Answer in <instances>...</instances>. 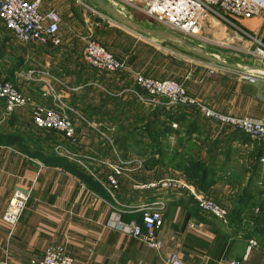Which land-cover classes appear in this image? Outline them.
<instances>
[{
    "label": "crops",
    "instance_id": "1",
    "mask_svg": "<svg viewBox=\"0 0 264 264\" xmlns=\"http://www.w3.org/2000/svg\"><path fill=\"white\" fill-rule=\"evenodd\" d=\"M56 2L66 3L70 7L81 2L88 3L81 0H42V11L56 9L63 16ZM239 22L258 35L264 27V14ZM257 23L259 25L253 27ZM0 27L5 29V35L0 34V49L8 57L22 56L9 70V80L36 102L47 105H51L54 100L52 88L58 91L81 133V143L71 145L58 132L39 131L32 124L31 112L26 110H30L28 106L17 110L14 122H11L12 115L4 117L5 106L0 101V264H26L32 258L42 256L49 244H64L67 253L74 258V264H167L172 254L188 264H264V243H260L258 237L250 236V228H241L230 222V219L225 224L201 211L188 190L142 187V184L158 182L166 177L187 179L185 171L180 168L157 164L147 170L144 168L146 158H142V168L135 169L133 164L130 165L131 171L126 170L117 176L120 186L115 190L114 199L106 187L113 170L100 160L118 163L119 159L134 160L138 155L128 153L123 157L120 153L122 150H118L111 139L114 127H110V135L105 132L107 128L101 130L110 136L109 139L99 130H91L92 133L84 131L81 124L102 121L103 126H106L107 117L101 118L100 113L91 117L72 105L74 94L84 95L86 86L92 92L96 86L105 88L95 81L89 82V85L78 81L73 70H78L76 65L81 59L72 58L71 51L65 48L67 45L52 49L47 45L20 44L1 19ZM71 40L64 38L63 44ZM38 65L52 74L51 85L44 84L40 78L28 76V71ZM216 71L235 72L225 67ZM235 79L234 86L232 84V87L223 90L224 97L216 104L207 102L209 106L224 113L264 119V100L258 96L256 84L240 81L237 77ZM259 84L264 87V80L261 79ZM251 85L255 86V90L242 89V86ZM93 96V99H87L88 102L98 104V95ZM256 110L261 114H254ZM192 118L200 120L203 135L194 133L184 148L187 151L192 149L193 154H199L208 164H212L216 175L207 190L190 184L226 206L230 216L238 210L237 201L247 189L252 190L255 201V191L264 186V163L263 177L259 179L253 173L254 163L249 156L256 148L254 144L234 140L235 128L232 126L221 124L203 114L192 115ZM18 133L24 137L17 138ZM31 134L40 137L41 144L45 145L46 155L43 157L30 153L33 147H37L34 141L25 138ZM177 139L176 134L170 136L173 145H179ZM59 141L77 152L95 156L98 161H89V170H86L79 162L55 152L54 147ZM46 143L51 144L55 152L53 156H48ZM16 189L29 192L30 198L19 222L10 226L3 221L2 216ZM158 198L166 201L162 209L164 225L158 234L160 248L151 247L132 234L110 225L109 221L117 215L118 207L124 208L120 212L122 221L141 224L143 214L137 207ZM116 200L121 204H117ZM251 239L257 241V246L251 245Z\"/></svg>",
    "mask_w": 264,
    "mask_h": 264
},
{
    "label": "built area",
    "instance_id": "2",
    "mask_svg": "<svg viewBox=\"0 0 264 264\" xmlns=\"http://www.w3.org/2000/svg\"><path fill=\"white\" fill-rule=\"evenodd\" d=\"M135 7L139 5L141 11L154 17L158 27L172 30L185 38L202 36L205 24L212 23L210 18L224 21L241 30L231 19L249 20L264 14V0H123ZM42 0H0V19L7 30H9L16 41L20 44L52 45L59 47L63 44L61 35L62 16L56 9L42 11ZM253 39L259 43L258 50L264 57V43L262 37L257 34ZM262 47V48H261ZM85 61L96 68L99 72L121 73L129 72L134 84L144 90L150 98H146L135 88L131 91L141 100L160 102V98H166L167 105H181L194 107L204 116L213 119L221 124L232 126L243 131L253 139L264 141V119L250 115H236L224 113L210 107L203 101L189 95L188 91L179 83L170 79L157 80L147 77L142 72H135L126 59H122L113 54L104 45L95 39L87 42L84 50ZM34 70L28 71V76L32 79ZM43 77L40 78L44 84L51 85L52 74L43 70L40 71ZM250 81L256 82L255 74L248 73ZM54 100L51 105L36 102L30 96L20 90L12 81L0 79V101L4 102V117H9L17 110L26 106L30 108L31 121L39 129L58 132L67 139L71 145L81 143V133L77 129L75 120L68 112V105L63 96L53 88ZM79 117L81 114L77 111ZM90 125H95L88 122ZM177 127V124H173ZM100 133L109 139L104 131ZM54 150L57 154L66 156L79 162L86 170H89V161H98L97 158L85 152H77L63 142H56ZM103 161L110 165L113 173L108 177L106 185L109 193L115 199V190L119 188L118 175L124 171H131L130 165L135 164V169L142 168L143 160H122L118 163ZM264 161V159H263ZM160 187L162 190H188L196 201L201 211L208 213L221 222H229V210L226 206L215 201L205 193L195 189L185 177H166L158 182L142 184V187ZM30 193L16 189L9 201L2 218L10 226L16 225L27 207ZM117 204H121L116 200ZM166 206L163 198H158L152 202L143 203L137 207L143 214L142 223L124 222L121 219V211L124 208L118 207L117 215L109 221L112 227L132 234L141 242L154 248H160L161 242L158 234L164 225L162 209ZM252 246H257V241L251 239ZM74 258L66 251L64 244H49L42 254L37 258H32L26 264H74ZM167 264H188L184 260L172 254L167 259Z\"/></svg>",
    "mask_w": 264,
    "mask_h": 264
},
{
    "label": "rangeland",
    "instance_id": "3",
    "mask_svg": "<svg viewBox=\"0 0 264 264\" xmlns=\"http://www.w3.org/2000/svg\"><path fill=\"white\" fill-rule=\"evenodd\" d=\"M114 1L117 5L126 10V14L135 21L148 26L157 25V20L141 11L139 5L135 7L134 5L127 4L123 0ZM56 5L59 6L63 14L60 30L63 42L64 38H72L70 42H65L62 45H67L65 48L71 51L72 55L70 56L76 60L79 58L85 61L84 50L87 42L95 39L113 54L116 53L117 55H115L117 57L129 61L130 54L127 53L124 48L131 42V51L139 56H137V58H139L137 62L139 60L142 61V64H138L140 67H134L132 63L131 65L128 63L133 71L142 73L147 71L149 73L146 75L147 77H153L157 80H173L181 84L188 91L189 95L206 104H208L207 102H212L213 104L219 102L220 99L224 97V93H222L223 90L232 87V84L234 86L235 81H238L235 79L236 77L240 81L256 84L258 96L261 100H264V87H260L259 84L261 79L264 80V73L251 70L247 72L235 71L220 73L216 70H222V66L205 60L192 50L177 43L158 37L140 35L114 21L109 15H103L100 9L93 7V5L89 3L81 2L78 3L77 6L70 7L66 3L56 2ZM70 11L71 13H69ZM100 15L104 17V25L97 22ZM210 20L212 23H206L202 30L203 38L200 35L197 38L190 37L191 39H187L194 44L203 46L207 52L217 55L222 59L243 66L256 64L264 67V57L258 50L259 43L253 39L256 32L246 28L240 24L239 21L234 19L231 20L238 25L241 30L233 25L226 24L224 21H218L214 18H210ZM258 25L259 23L253 25V27H257ZM4 30V28L0 27L1 35L5 33ZM70 43L71 45L69 46ZM262 43H264V34H262ZM47 46L49 47V45ZM0 52H2L0 56V79H8L9 77L7 76L12 65L17 63L22 56L19 57L17 55V57H13L10 55V57H8L5 55L3 49H0ZM3 53L4 56H2ZM32 70L35 71L33 77L37 79L43 77V74L40 72L43 70L39 65L35 66ZM248 73L255 74L258 80L256 82L250 81L251 77ZM200 80H202V84ZM103 87L105 88V86ZM105 89L96 86V88L93 89L94 92H89L90 94L92 93V95L90 96L89 94L87 99H93L94 94H98L99 90L103 91ZM126 89L128 90V92H125L127 97L132 88L127 87ZM242 89L246 91L255 90V86H242ZM116 90H119V88ZM147 103L149 104L148 101ZM229 107L232 108L233 106L229 105ZM26 110L30 112L29 109ZM254 114L261 113L256 110ZM78 123L81 124V121ZM90 123L95 124L90 126L91 129L88 127L89 124H81L80 126L84 131L90 133H92L91 130L94 132L103 130V125L99 122L92 121ZM108 131L109 130H106L105 132L108 133ZM111 139L115 147H117L118 145L115 144V137L112 136ZM105 140L108 142L106 138ZM253 140L264 143V141L260 139ZM135 158L142 159L141 156Z\"/></svg>",
    "mask_w": 264,
    "mask_h": 264
},
{
    "label": "trees",
    "instance_id": "4",
    "mask_svg": "<svg viewBox=\"0 0 264 264\" xmlns=\"http://www.w3.org/2000/svg\"><path fill=\"white\" fill-rule=\"evenodd\" d=\"M97 22L101 25L105 23V21L100 22L99 20ZM49 47L52 49L56 48L52 45H49ZM124 50L130 54L128 63L130 65L132 63L134 67H140L138 64H142V61L139 60L137 62L139 58H137L138 55L135 52L131 51V42H129ZM76 67H78V70L75 68L73 72L78 76L79 82L89 85V82L95 81L105 86L106 90L98 91V104H90L87 97L91 88L86 86L84 95L74 94L73 107L84 111L91 117L97 113L101 114V118L107 117L109 125L106 124V126H103V129L107 128L106 130H109L110 127H114L113 136L115 137V144L118 145V150H122L120 153L123 157H126L128 153H132L146 158L144 159V168L147 170L153 169L157 164L180 168L185 171L189 182L194 183L201 190H207L208 185L212 183L211 179L216 175V169H214L212 164H208L199 154H193L192 149L187 151L184 148V145L192 140L194 133L203 135L200 120L192 118V115L201 114L196 108L167 105L166 98H160V102L157 103L149 100L148 104L146 100L139 99L132 91L126 97V88L133 87L140 93H143L146 98H150L144 90L134 84L129 72H99L82 59ZM145 73V75L149 74L147 71ZM118 88L119 90H116ZM15 117L12 114L11 122H14ZM99 122L103 125L102 121ZM174 123L177 124V127L173 126ZM38 130L44 131L39 128ZM234 130V140L240 139L242 143H252L256 147L249 156L254 163L253 173L260 179V177H263L261 173L264 163L262 160V157H264V143L251 139L249 135L241 130ZM172 134L178 136L177 142L179 145L171 143L170 136ZM16 137L23 138L24 135L18 133ZM25 138L34 141L37 145L36 148L33 147L30 153L40 157L46 155L44 152L45 145L41 144L40 137L31 134V136H25ZM46 146L49 150L48 156H53L55 152L51 144L46 143ZM41 151L44 153H41ZM259 179H256V181L258 182ZM262 183H264V178L262 179ZM255 195L256 198L253 201L252 190L248 191L247 189L245 195L237 201L239 203L238 210L233 212L229 216V219L230 222L241 228H250V236L258 237L260 243L263 244L264 186L258 188L255 191ZM246 209L247 211H245Z\"/></svg>",
    "mask_w": 264,
    "mask_h": 264
},
{
    "label": "water",
    "instance_id": "5",
    "mask_svg": "<svg viewBox=\"0 0 264 264\" xmlns=\"http://www.w3.org/2000/svg\"><path fill=\"white\" fill-rule=\"evenodd\" d=\"M87 1L93 7L100 9L103 15H109L114 21L120 23L121 25L125 26L126 28L140 34L143 36L148 37H158L165 40H169L173 43H177L183 47H186L193 52H195L198 56L208 60L216 65L228 68L233 71H240V72H247L250 70L255 69H262L264 70L263 66L256 65V64H248L246 66L240 65L238 63H234L228 61L226 59H222L219 56H216L212 53L207 52L201 45L194 44L190 42L187 38L181 36L180 34L173 32L168 29H164L158 26H148L134 19L126 16L118 11L109 0H81ZM98 20L101 22L104 20L102 15L99 16ZM264 27L260 30L259 34L257 35L258 38L262 37Z\"/></svg>",
    "mask_w": 264,
    "mask_h": 264
},
{
    "label": "bare ground",
    "instance_id": "6",
    "mask_svg": "<svg viewBox=\"0 0 264 264\" xmlns=\"http://www.w3.org/2000/svg\"><path fill=\"white\" fill-rule=\"evenodd\" d=\"M109 1H110V3H111L116 9H118V11H119L120 13H122V14L128 16V15L126 14V10H124L123 8H121V7H119L118 5H116V3H115L114 0H109ZM202 48H204V47L202 46ZM216 56H217V55H216ZM251 71H257V72L264 73V70H262V69H255V70H251Z\"/></svg>",
    "mask_w": 264,
    "mask_h": 264
}]
</instances>
